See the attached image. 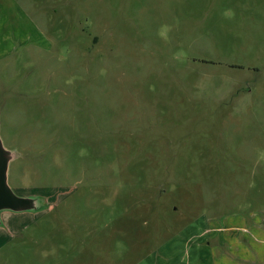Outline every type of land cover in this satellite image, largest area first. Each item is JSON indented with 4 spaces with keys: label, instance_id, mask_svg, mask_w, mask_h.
Segmentation results:
<instances>
[{
    "label": "rangeland",
    "instance_id": "1",
    "mask_svg": "<svg viewBox=\"0 0 264 264\" xmlns=\"http://www.w3.org/2000/svg\"><path fill=\"white\" fill-rule=\"evenodd\" d=\"M0 264H264V0H0Z\"/></svg>",
    "mask_w": 264,
    "mask_h": 264
},
{
    "label": "water",
    "instance_id": "2",
    "mask_svg": "<svg viewBox=\"0 0 264 264\" xmlns=\"http://www.w3.org/2000/svg\"><path fill=\"white\" fill-rule=\"evenodd\" d=\"M17 157V152L5 149L0 139V215L3 212H30L44 206L42 198L35 195L20 197L10 188L9 167Z\"/></svg>",
    "mask_w": 264,
    "mask_h": 264
},
{
    "label": "flooded vegetation",
    "instance_id": "3",
    "mask_svg": "<svg viewBox=\"0 0 264 264\" xmlns=\"http://www.w3.org/2000/svg\"><path fill=\"white\" fill-rule=\"evenodd\" d=\"M42 207H44V206H42Z\"/></svg>",
    "mask_w": 264,
    "mask_h": 264
}]
</instances>
